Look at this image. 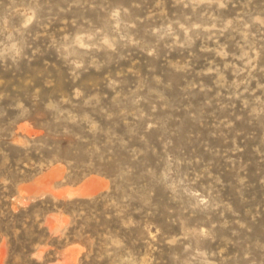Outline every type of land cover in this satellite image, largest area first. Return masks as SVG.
<instances>
[{
  "label": "rangeland",
  "instance_id": "374dc122",
  "mask_svg": "<svg viewBox=\"0 0 264 264\" xmlns=\"http://www.w3.org/2000/svg\"><path fill=\"white\" fill-rule=\"evenodd\" d=\"M0 264H264V0H0Z\"/></svg>",
  "mask_w": 264,
  "mask_h": 264
},
{
  "label": "clouds",
  "instance_id": "9594fccd",
  "mask_svg": "<svg viewBox=\"0 0 264 264\" xmlns=\"http://www.w3.org/2000/svg\"><path fill=\"white\" fill-rule=\"evenodd\" d=\"M225 5L224 4H220V7H224ZM257 19H259V18H257ZM221 55H226V53H223V52H221L220 53ZM245 55H247V53H245ZM197 195H198V193H197ZM202 203H204L205 201H201Z\"/></svg>",
  "mask_w": 264,
  "mask_h": 264
}]
</instances>
